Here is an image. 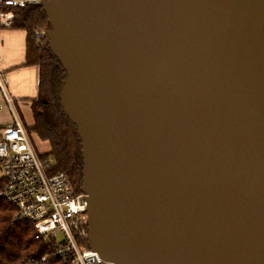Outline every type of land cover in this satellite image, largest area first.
Masks as SVG:
<instances>
[{
    "label": "water",
    "instance_id": "1",
    "mask_svg": "<svg viewBox=\"0 0 264 264\" xmlns=\"http://www.w3.org/2000/svg\"><path fill=\"white\" fill-rule=\"evenodd\" d=\"M68 79L107 264H264V0H34Z\"/></svg>",
    "mask_w": 264,
    "mask_h": 264
},
{
    "label": "built area",
    "instance_id": "2",
    "mask_svg": "<svg viewBox=\"0 0 264 264\" xmlns=\"http://www.w3.org/2000/svg\"><path fill=\"white\" fill-rule=\"evenodd\" d=\"M30 1L34 0H0V28H12V8L25 7ZM46 35L43 32L37 36ZM0 93V112L7 110L11 118L9 122L0 121V199L15 206L14 220L30 223L36 238L56 242V257L71 256L72 264H107L89 244L86 193L77 191L65 173L49 171L50 162L34 148L18 105L7 90L1 66ZM61 233L64 237L58 241Z\"/></svg>",
    "mask_w": 264,
    "mask_h": 264
},
{
    "label": "trees",
    "instance_id": "3",
    "mask_svg": "<svg viewBox=\"0 0 264 264\" xmlns=\"http://www.w3.org/2000/svg\"><path fill=\"white\" fill-rule=\"evenodd\" d=\"M12 10L15 13L13 28L27 33L26 65H36L40 69L39 93L31 100L34 125L28 132L50 144V152L42 155L50 162L49 171L65 173L80 191L85 167L82 139L61 104L68 76L51 51L50 43L37 36L41 30L50 29L52 23L39 6L27 5ZM2 186L0 179V190ZM15 212V206L0 199V264H72L71 256H55L58 246L54 240L38 239L30 223L16 222ZM45 255L47 258L43 261Z\"/></svg>",
    "mask_w": 264,
    "mask_h": 264
},
{
    "label": "crops",
    "instance_id": "4",
    "mask_svg": "<svg viewBox=\"0 0 264 264\" xmlns=\"http://www.w3.org/2000/svg\"><path fill=\"white\" fill-rule=\"evenodd\" d=\"M26 55V31L13 27L0 28V66L7 81V90L19 109L24 106L31 109V100L39 93L40 69L36 65H26ZM5 119L0 117V121L9 122L10 115Z\"/></svg>",
    "mask_w": 264,
    "mask_h": 264
},
{
    "label": "rangeland",
    "instance_id": "5",
    "mask_svg": "<svg viewBox=\"0 0 264 264\" xmlns=\"http://www.w3.org/2000/svg\"><path fill=\"white\" fill-rule=\"evenodd\" d=\"M53 29V27H51L50 29H44L41 30L40 33H47L46 36H43V40L45 42H50L49 40V31ZM3 102V101H2ZM18 114L21 117L22 121L24 122L25 126L29 129L30 127H33L34 125V119H33V114H32V109H29V107L24 106L22 108H18ZM9 115V112L3 111L0 112V117L3 120H6V116ZM22 115V116H21ZM30 137H31V141L33 143L34 148L36 149V151L39 153V155H44L50 152L51 150V146L48 142H44L42 141L35 133H30ZM51 158V157H50ZM2 176V173L0 171V177ZM63 234H59L57 236L58 241H62L63 239Z\"/></svg>",
    "mask_w": 264,
    "mask_h": 264
}]
</instances>
